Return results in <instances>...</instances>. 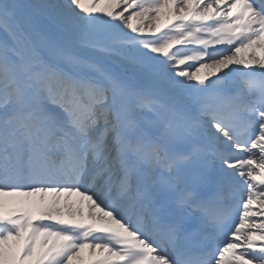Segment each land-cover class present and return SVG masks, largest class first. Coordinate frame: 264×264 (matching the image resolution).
I'll list each match as a JSON object with an SVG mask.
<instances>
[{"label":"snow or ice","instance_id":"snow-or-ice-1","mask_svg":"<svg viewBox=\"0 0 264 264\" xmlns=\"http://www.w3.org/2000/svg\"><path fill=\"white\" fill-rule=\"evenodd\" d=\"M0 264H264V0H0Z\"/></svg>","mask_w":264,"mask_h":264},{"label":"bare ground","instance_id":"bare-ground-1","mask_svg":"<svg viewBox=\"0 0 264 264\" xmlns=\"http://www.w3.org/2000/svg\"><path fill=\"white\" fill-rule=\"evenodd\" d=\"M133 23L136 24L137 22H136V21H133ZM206 71H207V70L202 69L201 74H203V73L206 72Z\"/></svg>","mask_w":264,"mask_h":264}]
</instances>
